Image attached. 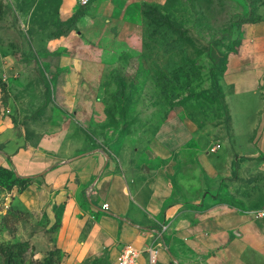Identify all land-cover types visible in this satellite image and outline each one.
Here are the masks:
<instances>
[{"label":"rangeland","instance_id":"1","mask_svg":"<svg viewBox=\"0 0 264 264\" xmlns=\"http://www.w3.org/2000/svg\"><path fill=\"white\" fill-rule=\"evenodd\" d=\"M0 2V164L13 168L5 149L36 146L64 103L65 73L50 41L79 28L60 21V0ZM148 4L150 14L143 12L132 46L118 31V42L89 52L107 65L94 95L100 109L78 123L81 152L101 150L133 168L138 196L147 195L151 170L171 164L182 199L198 201L194 210L222 205L264 211V155L249 132L257 101L242 103L223 79L230 63L243 69L260 62L247 48L242 27L264 16V0ZM230 119L240 135L232 131ZM172 120L187 129L193 145L162 161L150 143L160 126ZM203 153L219 169L214 178L199 166ZM19 193L0 185V264H114L109 257L72 258L62 246V211H30ZM254 262L264 264L260 258Z\"/></svg>","mask_w":264,"mask_h":264},{"label":"crops","instance_id":"2","mask_svg":"<svg viewBox=\"0 0 264 264\" xmlns=\"http://www.w3.org/2000/svg\"><path fill=\"white\" fill-rule=\"evenodd\" d=\"M152 1L90 0L81 8L83 15L76 22L79 30L50 41L52 50L60 53L65 99L36 146L5 149L15 172L33 177L19 193V200L30 211L59 208L62 246L80 261L102 256L117 264L126 244L140 250L137 264H254V259L264 260V214L222 205L194 210L192 206L198 201L182 199L170 173L171 164L151 170L147 195L138 196L133 168L118 164L101 150L81 152L78 123L97 115L100 108L95 89L107 65L106 60L90 57L89 52L92 47L106 48L118 42V31L128 47L132 46L142 26L144 4ZM79 10L78 0H60L58 17L66 22ZM242 36L253 58L260 62L243 69H234L230 63L223 79L242 103L246 99L257 101L249 132L264 155V16L244 24ZM86 38L97 41V46ZM180 123H163L151 140L152 154L162 161L193 145ZM230 127L236 136L241 134L231 119ZM199 160L209 177L218 175L219 169L207 154ZM105 203L109 204L107 209L103 208ZM149 247L157 250L154 263Z\"/></svg>","mask_w":264,"mask_h":264},{"label":"trees","instance_id":"3","mask_svg":"<svg viewBox=\"0 0 264 264\" xmlns=\"http://www.w3.org/2000/svg\"><path fill=\"white\" fill-rule=\"evenodd\" d=\"M150 7H151L150 4L148 3L144 4L143 12H144L145 17H147L150 14L148 13ZM81 8L83 7H80V10L76 14H74V16L70 20L63 22L65 25H68L70 29L73 28V26L78 21L79 17L83 15ZM2 13H3V5L0 2V16L2 15ZM174 28L175 30H178V28L176 27ZM32 182H33V177H30V176L22 177L18 175L13 168L0 164V185L1 186H6L9 189H13L14 187H16L19 190V192H22Z\"/></svg>","mask_w":264,"mask_h":264},{"label":"built area","instance_id":"4","mask_svg":"<svg viewBox=\"0 0 264 264\" xmlns=\"http://www.w3.org/2000/svg\"><path fill=\"white\" fill-rule=\"evenodd\" d=\"M90 3V0H78V4L80 7H84ZM109 207L108 203L103 205L104 209ZM259 214L263 215L264 211H261ZM148 251L150 253V261L154 263L156 261V253L157 250L154 247H149ZM140 255V250L132 244L124 245L118 256H117V264H137L138 257Z\"/></svg>","mask_w":264,"mask_h":264},{"label":"water","instance_id":"5","mask_svg":"<svg viewBox=\"0 0 264 264\" xmlns=\"http://www.w3.org/2000/svg\"><path fill=\"white\" fill-rule=\"evenodd\" d=\"M149 169H148V167H145V171H148Z\"/></svg>","mask_w":264,"mask_h":264}]
</instances>
